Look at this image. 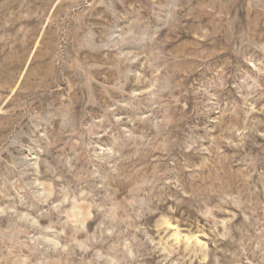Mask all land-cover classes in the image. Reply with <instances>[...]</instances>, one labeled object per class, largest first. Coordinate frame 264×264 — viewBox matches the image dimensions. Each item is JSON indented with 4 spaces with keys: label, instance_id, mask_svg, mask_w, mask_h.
<instances>
[{
    "label": "rangeland",
    "instance_id": "obj_1",
    "mask_svg": "<svg viewBox=\"0 0 264 264\" xmlns=\"http://www.w3.org/2000/svg\"><path fill=\"white\" fill-rule=\"evenodd\" d=\"M0 264H264V0H0Z\"/></svg>",
    "mask_w": 264,
    "mask_h": 264
}]
</instances>
